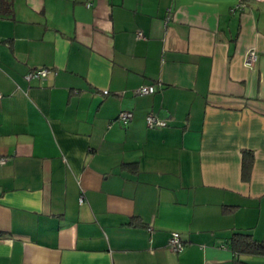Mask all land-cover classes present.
I'll use <instances>...</instances> for the list:
<instances>
[{
    "label": "crops",
    "instance_id": "1",
    "mask_svg": "<svg viewBox=\"0 0 264 264\" xmlns=\"http://www.w3.org/2000/svg\"><path fill=\"white\" fill-rule=\"evenodd\" d=\"M1 156L0 264H264V0H0Z\"/></svg>",
    "mask_w": 264,
    "mask_h": 264
},
{
    "label": "built area",
    "instance_id": "2",
    "mask_svg": "<svg viewBox=\"0 0 264 264\" xmlns=\"http://www.w3.org/2000/svg\"><path fill=\"white\" fill-rule=\"evenodd\" d=\"M89 5V3H88ZM242 3L238 2L237 4H235L231 9L235 10L237 8L242 7ZM138 36H141V33H138ZM258 59V53L254 48H250L247 49L245 54H244V58H243V63L244 65L248 66V67H253L256 63ZM50 72L49 68L46 67H39V68H33V69H29L26 74H25V78L27 80L31 79V78H45L47 76V74ZM155 91V86L152 84H147V85H142L138 88L137 92L140 94H148V93H152ZM104 93H106L107 91L104 90ZM132 117V112L129 110H121L118 113L117 118L119 120H121L122 122H127L131 119ZM145 122L146 125L148 127H155V126H165L167 124V120L164 118H160L154 114H147L145 117ZM5 158L4 157H0V163L4 162ZM80 201L82 200V196H80ZM168 245L169 247L174 250V251H179L182 249L183 247V241L181 239V237L179 236L178 232H171L170 233V237L168 239Z\"/></svg>",
    "mask_w": 264,
    "mask_h": 264
},
{
    "label": "trees",
    "instance_id": "3",
    "mask_svg": "<svg viewBox=\"0 0 264 264\" xmlns=\"http://www.w3.org/2000/svg\"><path fill=\"white\" fill-rule=\"evenodd\" d=\"M247 151H245L246 153ZM244 153V157L246 156ZM246 158V157H245ZM248 168V164L244 160L242 163V171L243 176L247 173L246 169ZM232 247L237 253L241 252H249V251H256V249L261 247L262 245L255 240H252L246 234H235L232 238Z\"/></svg>",
    "mask_w": 264,
    "mask_h": 264
}]
</instances>
